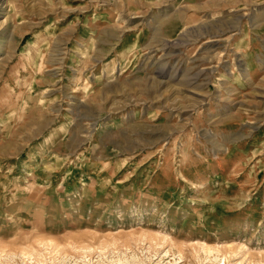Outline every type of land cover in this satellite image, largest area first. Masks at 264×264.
Masks as SVG:
<instances>
[{"label":"rangeland","instance_id":"obj_1","mask_svg":"<svg viewBox=\"0 0 264 264\" xmlns=\"http://www.w3.org/2000/svg\"><path fill=\"white\" fill-rule=\"evenodd\" d=\"M0 264H264V0H0Z\"/></svg>","mask_w":264,"mask_h":264}]
</instances>
